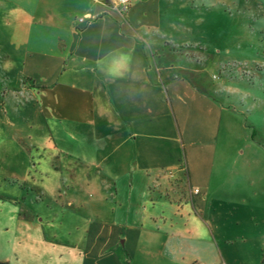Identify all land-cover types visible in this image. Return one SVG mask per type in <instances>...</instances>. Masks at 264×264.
<instances>
[{
  "label": "crops",
  "instance_id": "crops-1",
  "mask_svg": "<svg viewBox=\"0 0 264 264\" xmlns=\"http://www.w3.org/2000/svg\"><path fill=\"white\" fill-rule=\"evenodd\" d=\"M184 8L0 0V70L16 83L0 119L41 146L63 130L59 148L99 169L69 211L47 203L25 229L39 231V264H264V142L219 102L212 58L183 50Z\"/></svg>",
  "mask_w": 264,
  "mask_h": 264
},
{
  "label": "rangeland",
  "instance_id": "rangeland-1",
  "mask_svg": "<svg viewBox=\"0 0 264 264\" xmlns=\"http://www.w3.org/2000/svg\"><path fill=\"white\" fill-rule=\"evenodd\" d=\"M180 1L191 30L183 50L201 63L212 58L219 102L239 111L240 122L255 130L254 139L264 142V0ZM14 88L13 78L0 70V99ZM2 119L0 264H39V256L30 254H39V231L31 229L29 235L25 229L39 226V211H45L47 203L52 209L69 211L68 197L79 194L82 198L84 180L97 177L99 169L78 165L71 153L59 148L69 144L63 130L54 137L55 142L41 146L39 131L26 130L9 113L2 114ZM43 193L54 200L46 202ZM57 219L49 223L56 229ZM61 220L64 227L67 217ZM45 231L52 235L48 228ZM61 236L66 239L64 232Z\"/></svg>",
  "mask_w": 264,
  "mask_h": 264
},
{
  "label": "built area",
  "instance_id": "built-area-1",
  "mask_svg": "<svg viewBox=\"0 0 264 264\" xmlns=\"http://www.w3.org/2000/svg\"><path fill=\"white\" fill-rule=\"evenodd\" d=\"M116 4L120 12H126L129 8V0H116ZM195 192H197V190H195ZM189 264H200V263L197 261H192Z\"/></svg>",
  "mask_w": 264,
  "mask_h": 264
}]
</instances>
